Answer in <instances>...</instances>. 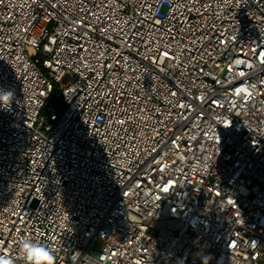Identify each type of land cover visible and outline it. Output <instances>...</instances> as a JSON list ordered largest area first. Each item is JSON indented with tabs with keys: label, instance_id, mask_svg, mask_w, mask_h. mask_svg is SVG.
Here are the masks:
<instances>
[{
	"label": "built area",
	"instance_id": "1",
	"mask_svg": "<svg viewBox=\"0 0 264 264\" xmlns=\"http://www.w3.org/2000/svg\"><path fill=\"white\" fill-rule=\"evenodd\" d=\"M0 257L264 264V0H0Z\"/></svg>",
	"mask_w": 264,
	"mask_h": 264
},
{
	"label": "clouds",
	"instance_id": "2",
	"mask_svg": "<svg viewBox=\"0 0 264 264\" xmlns=\"http://www.w3.org/2000/svg\"><path fill=\"white\" fill-rule=\"evenodd\" d=\"M13 97L11 90L0 89V107L9 109ZM26 264H55L53 250L44 244L25 239L20 245ZM0 264H12V261L0 257Z\"/></svg>",
	"mask_w": 264,
	"mask_h": 264
}]
</instances>
